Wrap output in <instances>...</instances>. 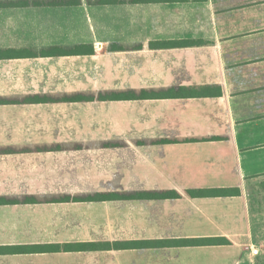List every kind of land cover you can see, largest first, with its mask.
<instances>
[{
  "label": "crops",
  "instance_id": "obj_1",
  "mask_svg": "<svg viewBox=\"0 0 264 264\" xmlns=\"http://www.w3.org/2000/svg\"><path fill=\"white\" fill-rule=\"evenodd\" d=\"M66 1L0 0V196L38 200L0 204V247L101 248L0 264H264V0ZM141 89L162 96L55 101ZM216 187L239 193H185Z\"/></svg>",
  "mask_w": 264,
  "mask_h": 264
},
{
  "label": "trees",
  "instance_id": "obj_2",
  "mask_svg": "<svg viewBox=\"0 0 264 264\" xmlns=\"http://www.w3.org/2000/svg\"><path fill=\"white\" fill-rule=\"evenodd\" d=\"M117 0H98V3H113ZM133 2H142V1H173V0H132ZM76 0H68L63 3H77ZM195 42L193 41H172V42H163L156 43L151 45H161V46H188L192 45ZM111 49H120V47L116 45L110 46ZM54 55H77V54H89L93 52V48L91 45H76L72 48L63 49L60 47H54L52 50ZM49 53V52H48ZM162 93L154 90H125L120 92H110V93H98V94H69L63 96H55V101L63 100V101H85L92 100L97 98L98 100H106V99H139V98H156L161 97ZM185 193L189 197H208V196H232L238 195L239 190L237 188L231 187H216V188H196V189H188ZM181 194L174 190H163L159 192L154 191H142V192H134L130 194H120L118 192H106V193H94L92 195H86L83 199L87 200H105V199H114L118 197H135V198H177L180 197ZM77 198V197H74ZM69 196H64L60 200H69ZM57 199H52V201H56ZM38 201L33 196H24L21 199L16 198H5L0 196V204L7 203H31ZM161 244L165 245H181V246H199V245H218V244H227L229 241L225 237H200V238H181V239H167L158 241ZM134 244H139V242H133ZM141 243V242H140ZM131 245V243H129ZM118 246L119 244H114ZM125 245H128L125 243ZM101 245L98 243H79V244H64L62 247L59 245H28V246H13V247H0L1 251H38V250H87V249H100Z\"/></svg>",
  "mask_w": 264,
  "mask_h": 264
},
{
  "label": "rangeland",
  "instance_id": "obj_3",
  "mask_svg": "<svg viewBox=\"0 0 264 264\" xmlns=\"http://www.w3.org/2000/svg\"><path fill=\"white\" fill-rule=\"evenodd\" d=\"M83 94V93H82ZM56 96H63V95H56Z\"/></svg>",
  "mask_w": 264,
  "mask_h": 264
},
{
  "label": "built area",
  "instance_id": "obj_4",
  "mask_svg": "<svg viewBox=\"0 0 264 264\" xmlns=\"http://www.w3.org/2000/svg\"><path fill=\"white\" fill-rule=\"evenodd\" d=\"M255 252L257 251V250H254Z\"/></svg>",
  "mask_w": 264,
  "mask_h": 264
}]
</instances>
